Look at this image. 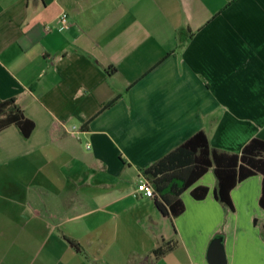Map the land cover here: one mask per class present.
I'll use <instances>...</instances> for the list:
<instances>
[{"label": "crops", "instance_id": "0c3cea01", "mask_svg": "<svg viewBox=\"0 0 264 264\" xmlns=\"http://www.w3.org/2000/svg\"><path fill=\"white\" fill-rule=\"evenodd\" d=\"M10 98L34 129L0 109V264H208L215 236L227 264H264L261 174L230 208L209 169L175 218L137 190L199 130L229 152L264 140V0H0Z\"/></svg>", "mask_w": 264, "mask_h": 264}, {"label": "trees", "instance_id": "16d2710c", "mask_svg": "<svg viewBox=\"0 0 264 264\" xmlns=\"http://www.w3.org/2000/svg\"><path fill=\"white\" fill-rule=\"evenodd\" d=\"M114 101L111 100L103 107H108ZM4 108L6 118L2 125L15 124L22 135L28 138L34 129V122L24 115L14 98L0 102V109ZM209 169L213 170L216 179L214 197L230 208L233 207L232 189L244 179L261 174L263 178L259 202L264 207V140L257 137L251 138L236 153L213 147L205 131L199 130L144 168L142 174L154 188L157 207L165 215L175 218L185 209L181 197L184 191L190 189L191 196L196 200L206 197L208 186L194 184ZM262 227L264 230V220ZM69 242L80 249L75 240L69 239ZM173 245L158 247L154 253L163 255Z\"/></svg>", "mask_w": 264, "mask_h": 264}, {"label": "built area", "instance_id": "2783aa9c", "mask_svg": "<svg viewBox=\"0 0 264 264\" xmlns=\"http://www.w3.org/2000/svg\"><path fill=\"white\" fill-rule=\"evenodd\" d=\"M70 26H71V22H70L69 14L66 11L60 12L59 15L57 16V29L60 31L66 30V29H69ZM45 29L47 31L52 29L51 24L45 25ZM137 190L142 192L143 195L146 197L152 198L155 196L153 186L146 179H144L138 183Z\"/></svg>", "mask_w": 264, "mask_h": 264}, {"label": "water", "instance_id": "95a60500", "mask_svg": "<svg viewBox=\"0 0 264 264\" xmlns=\"http://www.w3.org/2000/svg\"><path fill=\"white\" fill-rule=\"evenodd\" d=\"M207 260L208 264H227L221 236H215L212 239L207 252Z\"/></svg>", "mask_w": 264, "mask_h": 264}, {"label": "rangeland", "instance_id": "374dc122", "mask_svg": "<svg viewBox=\"0 0 264 264\" xmlns=\"http://www.w3.org/2000/svg\"><path fill=\"white\" fill-rule=\"evenodd\" d=\"M188 193H189V191L188 190H186Z\"/></svg>", "mask_w": 264, "mask_h": 264}]
</instances>
